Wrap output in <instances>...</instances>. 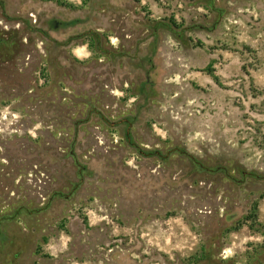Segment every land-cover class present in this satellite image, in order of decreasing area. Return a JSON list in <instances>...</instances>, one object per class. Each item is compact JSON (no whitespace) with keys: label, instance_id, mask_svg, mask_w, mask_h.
Returning <instances> with one entry per match:
<instances>
[{"label":"rangeland","instance_id":"374dc122","mask_svg":"<svg viewBox=\"0 0 264 264\" xmlns=\"http://www.w3.org/2000/svg\"><path fill=\"white\" fill-rule=\"evenodd\" d=\"M0 264H264V0H0Z\"/></svg>","mask_w":264,"mask_h":264},{"label":"trees","instance_id":"16d2710c","mask_svg":"<svg viewBox=\"0 0 264 264\" xmlns=\"http://www.w3.org/2000/svg\"><path fill=\"white\" fill-rule=\"evenodd\" d=\"M74 23H63L62 26L63 27H69V26H72ZM57 26L56 23L53 24V27L55 28ZM165 28L167 30H171L170 27H168L167 25L165 26ZM149 50L151 51L152 55H154L156 53V50H157V40L154 39L150 45H149Z\"/></svg>","mask_w":264,"mask_h":264},{"label":"flooded vegetation","instance_id":"af4514ba","mask_svg":"<svg viewBox=\"0 0 264 264\" xmlns=\"http://www.w3.org/2000/svg\"><path fill=\"white\" fill-rule=\"evenodd\" d=\"M123 124H125V125H127L128 126V129H127V131H126V137H127V141H128V143H131V141H130V139H129V130H130V128H131V125L125 120L124 122H123ZM131 145H132V143H131ZM156 156H159V154L156 152V154H155ZM190 159H192V158H190ZM193 160V159H192Z\"/></svg>","mask_w":264,"mask_h":264}]
</instances>
